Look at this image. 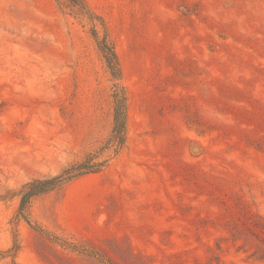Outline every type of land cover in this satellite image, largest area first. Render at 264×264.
Here are the masks:
<instances>
[{"label": "rangeland", "instance_id": "374dc122", "mask_svg": "<svg viewBox=\"0 0 264 264\" xmlns=\"http://www.w3.org/2000/svg\"><path fill=\"white\" fill-rule=\"evenodd\" d=\"M0 0V251L15 264H264V0ZM106 167L12 195L103 145ZM0 264H10L9 258Z\"/></svg>", "mask_w": 264, "mask_h": 264}, {"label": "trees", "instance_id": "16d2710c", "mask_svg": "<svg viewBox=\"0 0 264 264\" xmlns=\"http://www.w3.org/2000/svg\"><path fill=\"white\" fill-rule=\"evenodd\" d=\"M68 1L78 10L80 14L88 18L92 25V36L96 42L97 49L104 59L112 79L119 80L121 73L116 53L108 41L106 34L101 39H99L97 34V23L100 24L103 32L105 33L104 25L101 23V19L88 10L83 0ZM112 99V128L103 145L98 149V151L89 153L81 161L64 168L58 175L33 179L30 182L23 184L19 191L12 195L13 197L18 198L16 215L18 219H21L30 225L28 211L30 203L34 198L57 190L64 184L78 177L87 174L99 173L106 167L110 157L117 155L125 143L127 125V99L123 88L117 84L114 85ZM18 250V244L13 241L12 246L8 250L0 251V258H9V263L15 264V258Z\"/></svg>", "mask_w": 264, "mask_h": 264}]
</instances>
